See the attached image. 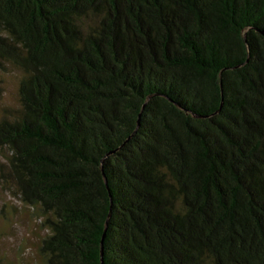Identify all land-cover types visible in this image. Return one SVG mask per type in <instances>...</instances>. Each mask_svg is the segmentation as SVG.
I'll list each match as a JSON object with an SVG mask.
<instances>
[{
  "label": "trees",
  "instance_id": "trees-1",
  "mask_svg": "<svg viewBox=\"0 0 264 264\" xmlns=\"http://www.w3.org/2000/svg\"><path fill=\"white\" fill-rule=\"evenodd\" d=\"M11 67L42 264H264V0H0Z\"/></svg>",
  "mask_w": 264,
  "mask_h": 264
},
{
  "label": "rangeland",
  "instance_id": "rangeland-1",
  "mask_svg": "<svg viewBox=\"0 0 264 264\" xmlns=\"http://www.w3.org/2000/svg\"><path fill=\"white\" fill-rule=\"evenodd\" d=\"M20 72L10 68L0 72V118L9 109H17ZM7 151L0 150V162ZM29 209L25 208L0 183V256L2 264H42L39 246L46 237Z\"/></svg>",
  "mask_w": 264,
  "mask_h": 264
}]
</instances>
